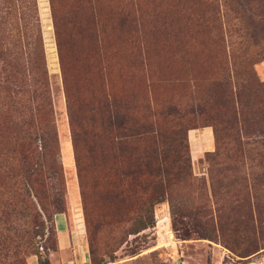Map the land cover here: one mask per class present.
Returning <instances> with one entry per match:
<instances>
[{
  "label": "rangeland",
  "instance_id": "374dc122",
  "mask_svg": "<svg viewBox=\"0 0 264 264\" xmlns=\"http://www.w3.org/2000/svg\"><path fill=\"white\" fill-rule=\"evenodd\" d=\"M63 3L57 40L49 0H37L53 93L59 142L57 160L63 175L66 203L62 213L69 228L86 246L90 263L264 264V220L257 221L255 213V195L259 193L264 210V118L249 119L248 115L245 122L239 123L245 126L246 133L225 148L229 153L235 152L234 161L223 155L215 160L214 166L221 170L235 168V173L225 172L223 182L226 186L231 175L235 176L234 189L228 186L226 191L235 194L237 223L204 222L214 210L210 198L211 162L207 155L215 150L212 124L217 115L224 114V105H231L230 96L225 95L230 82L235 84L229 53H240L237 43L231 51L229 42L216 41L218 28L216 22L211 23L206 0H65ZM236 17L239 13L231 10L226 19L228 24L223 25V30L232 34L231 41L237 36L239 41L244 38L240 39L236 30L239 26ZM248 39V54L255 60L253 68L259 80L264 81V48H254L250 36ZM57 43L72 75V92L82 98L87 109L83 114L84 129H79V146L88 177L84 198L74 159ZM103 93L113 99L123 98L125 111L137 119L169 104L182 108L185 130L181 129V136L185 132L195 180L177 186L175 191L190 198V210L199 211L195 218L191 215L173 220L166 200L154 205V225L137 232L134 231L139 223H119L105 218L114 213V208L101 187L94 186L92 181L98 172H93V161L86 153L94 129L89 108ZM198 102L211 107L206 114L190 112V107ZM148 120L156 119L148 117ZM155 126L165 138L171 139L175 133L180 136L178 127L161 117ZM0 134L4 131L0 130ZM107 150L108 161L100 173L117 185L121 169L115 158L118 148L110 149L108 145ZM5 178L0 172V264H39L40 257L49 258L56 250L53 215L59 211L54 206L60 198L58 183L53 179L48 186L34 184L30 190L17 183L18 177L4 181ZM174 187L171 184L168 189ZM227 224L236 227L235 243L229 242L225 231L220 230ZM51 256L53 264L61 261L56 253Z\"/></svg>",
  "mask_w": 264,
  "mask_h": 264
},
{
  "label": "trees",
  "instance_id": "16d2710c",
  "mask_svg": "<svg viewBox=\"0 0 264 264\" xmlns=\"http://www.w3.org/2000/svg\"><path fill=\"white\" fill-rule=\"evenodd\" d=\"M63 1L49 0L57 40L59 14L65 7ZM206 7L211 23L216 22L218 28L216 41L229 42L231 51L237 43L240 53L229 51L228 62L232 66L235 84L230 82V89L225 95L230 96L228 101L231 105L227 107L225 104L224 114L217 115L212 124L215 150L207 155L211 162L210 198L214 210L204 222L237 223L235 194L226 191L228 186L233 188L235 176L231 175L226 186L223 182L225 172L235 173V168L230 166L221 170L214 164L220 155L231 160L236 156L235 152L229 153L225 148L228 143L239 141L241 134L246 133L245 126H239L241 121L245 122L248 115L249 119L264 118V81L259 80L255 73V60L248 54L250 48L246 41L250 36L254 48H264V0H206ZM231 10L239 13L236 30L240 39L244 37L241 41L236 39L238 36L231 41L232 34L223 30V25L228 24L226 19ZM57 47L79 187L84 198L88 177L87 167L82 162L84 155L79 146V129H84L83 114L87 109L82 98L72 92V75L64 62L59 43ZM108 98L111 97L103 93L91 103L93 141L86 147L87 157L93 161L91 168L93 172H98L92 182L95 187H101L109 205L114 208V213L107 214L105 218L119 223H139L134 231L137 232L154 225V205L165 200L173 220L180 216L193 215L195 218L199 211L190 210V198L175 191L177 186L195 180L185 132L181 136V129H184L182 108L169 104L137 119L125 111L127 105L123 98H111V101ZM210 108L205 102H198L190 107V112L201 115ZM0 111L4 114L0 118V130L4 131L3 135L0 134V172L2 177H6L3 180H16L18 177L17 183L30 190H33L34 184L48 186L50 181L56 180L60 198L54 205L59 210L53 215L54 223L55 214L64 212L66 202L63 175L57 160L59 142L53 93L45 63L37 0H0ZM148 117L156 120H148ZM159 117L173 122L180 136L175 133L171 139L165 138L164 133L155 126ZM87 145L85 142L84 146ZM108 145L110 149L113 146L118 148L115 158L121 169L117 185L106 174L100 173L108 161ZM171 184L175 186L173 190L168 189ZM122 186L126 189L117 188ZM255 196V213L257 221L261 222L262 218L264 220V210L259 203L262 195L259 193ZM86 223H89L87 216ZM220 230L225 231L229 242L235 243L236 227L227 224L222 225ZM39 264H50L49 258L40 257Z\"/></svg>",
  "mask_w": 264,
  "mask_h": 264
},
{
  "label": "crops",
  "instance_id": "0c3cea01",
  "mask_svg": "<svg viewBox=\"0 0 264 264\" xmlns=\"http://www.w3.org/2000/svg\"><path fill=\"white\" fill-rule=\"evenodd\" d=\"M54 226L56 229V250L52 253H56L61 259L58 264H91L86 246L74 230L69 228L64 213L55 214ZM52 253L49 256L50 264H53Z\"/></svg>",
  "mask_w": 264,
  "mask_h": 264
}]
</instances>
